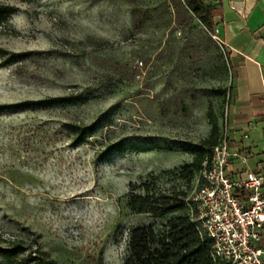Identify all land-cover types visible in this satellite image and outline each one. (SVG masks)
I'll list each match as a JSON object with an SVG mask.
<instances>
[{"label": "rangeland", "instance_id": "374dc122", "mask_svg": "<svg viewBox=\"0 0 264 264\" xmlns=\"http://www.w3.org/2000/svg\"><path fill=\"white\" fill-rule=\"evenodd\" d=\"M173 0H0V107L79 95L85 103L0 111V247L38 243L55 264H124L134 228L167 220L127 206L136 185L180 192L190 152L222 124L230 58L199 22L174 20ZM146 10L134 30L133 11ZM13 54L24 55L9 62ZM225 91V92H224ZM231 105V104H230ZM96 132L75 144L70 125ZM125 150L103 162L110 143ZM33 248L32 251H34ZM28 252L0 264H26Z\"/></svg>", "mask_w": 264, "mask_h": 264}, {"label": "trees", "instance_id": "16d2710c", "mask_svg": "<svg viewBox=\"0 0 264 264\" xmlns=\"http://www.w3.org/2000/svg\"><path fill=\"white\" fill-rule=\"evenodd\" d=\"M172 9L178 27L189 28L199 22L210 33L215 29L212 21L215 5L212 0H173ZM16 11L17 8L14 6L0 5V24L8 21ZM146 16V10L141 7H136L133 11V24L136 32H140L144 28ZM22 56L24 55L13 54L8 60L15 62ZM228 93L230 94V89H228ZM85 102L86 99L81 96L71 95L64 98L8 105L0 107V111L5 109L26 111L74 106ZM211 127L209 137L191 149L190 152L194 159L181 170L180 177L182 179H197L203 169L204 162L211 156L212 149L218 144L221 125L213 116L211 117ZM69 128L75 136V144L82 145L96 132L98 123L95 122L90 126L70 125ZM123 150H125V145L122 141L110 143L100 152L98 162H103ZM131 187L127 197L129 209L137 214H150L155 219L167 220V223L160 229L155 225L134 228L129 235L124 264H223L214 257L212 240L203 233L193 216L172 217L185 212L190 205L183 193H168L158 188L157 185L152 188L148 183L142 185L143 193L138 192L136 185L132 184ZM190 207L193 208V214H195L194 206L191 204ZM33 248H35L34 251H32ZM28 251L30 253L26 264H55L49 253L43 250L38 243H33L29 247L23 243H17L7 248L0 247V255L5 258H13L19 253ZM93 264H104L103 256H100Z\"/></svg>", "mask_w": 264, "mask_h": 264}, {"label": "built area", "instance_id": "2783aa9c", "mask_svg": "<svg viewBox=\"0 0 264 264\" xmlns=\"http://www.w3.org/2000/svg\"><path fill=\"white\" fill-rule=\"evenodd\" d=\"M211 37L227 54L228 44L218 29ZM227 101L218 144L204 162L191 198L193 218L212 240L213 255L221 263L264 264V170L241 176L229 172L234 158L246 163L247 156L230 147V94Z\"/></svg>", "mask_w": 264, "mask_h": 264}, {"label": "crops", "instance_id": "0c3cea01", "mask_svg": "<svg viewBox=\"0 0 264 264\" xmlns=\"http://www.w3.org/2000/svg\"><path fill=\"white\" fill-rule=\"evenodd\" d=\"M212 21L228 44L231 63L230 147L233 176L264 170V0H212Z\"/></svg>", "mask_w": 264, "mask_h": 264}]
</instances>
